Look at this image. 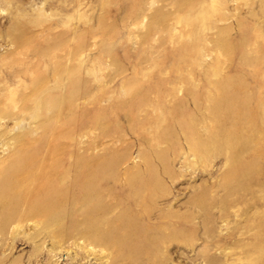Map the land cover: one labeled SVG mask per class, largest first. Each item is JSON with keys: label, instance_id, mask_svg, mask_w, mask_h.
<instances>
[{"label": "rangeland", "instance_id": "374dc122", "mask_svg": "<svg viewBox=\"0 0 264 264\" xmlns=\"http://www.w3.org/2000/svg\"><path fill=\"white\" fill-rule=\"evenodd\" d=\"M258 41L264 50V0H0V152L19 131H42L36 72L57 93L77 81L63 157L110 162L98 183L105 218L128 211L142 235L135 261L74 238L51 257L32 222L11 223L0 227V264H258L264 155L258 172L233 176L232 155L246 153L226 146L236 127L212 108L221 79L251 115L264 111ZM135 174L150 185L144 200Z\"/></svg>", "mask_w": 264, "mask_h": 264}, {"label": "bare ground", "instance_id": "6f19581e", "mask_svg": "<svg viewBox=\"0 0 264 264\" xmlns=\"http://www.w3.org/2000/svg\"><path fill=\"white\" fill-rule=\"evenodd\" d=\"M261 45L260 43L256 46V54L258 58L263 59L264 50ZM224 46L228 47L226 42ZM26 70L25 68V73ZM32 72L35 73V71ZM61 72L65 71L61 69ZM43 82H45L43 74L39 71L35 73L29 83L33 87L34 93L27 86L30 89V94L33 93L34 106L31 105L33 107L31 117L38 118V120L43 119L42 123L39 122L42 128L41 133L38 131L40 134L36 133L38 136H34L33 126L32 130L19 131L11 142L2 141V151L0 152V227L5 229L6 225L11 223H16L18 227L26 222H32L33 227L37 228L36 234L34 233L37 237L43 235V237L49 238L52 245L49 251L51 257L56 255L54 252L57 250L58 244L61 246V242L74 238L75 241L81 243L82 248L89 247L88 250H92L90 252H93L95 247H100L99 251L107 250V252L109 251L107 255L117 252L127 262L138 260L142 254V246L139 247L142 235L132 214H129L128 211L117 213L118 215L113 218L115 219L113 221L105 218V215L110 213L111 205L104 201L98 183L101 178L107 175L110 162L102 158L103 160L91 164L80 154L74 163H70L63 157V138L66 137V125L72 120L71 112L75 99L72 98L76 95V91L80 90L77 81L66 87V92L63 94L61 91L59 94L56 90L49 89L48 86L42 88L41 83ZM229 86L230 82L221 79L215 84L217 95L214 98H218L219 102L217 105L213 104L212 108L220 120L227 117L233 120L237 132L234 137H225L224 141L226 146L232 150L238 147L244 149L246 154L243 158L234 153L231 161L234 167L233 176L245 179L258 172L257 170L261 167L259 161L260 157L264 155V111L260 107L258 117L255 113L256 116L251 115L247 110L252 107L251 103H249L250 107H247L248 103L239 100L235 91L232 90L234 95L229 92ZM16 94V89H11L7 93L5 101L8 105L15 102ZM26 94L20 95L24 97ZM222 105H225L223 109ZM23 107L26 110L24 104ZM2 110L0 109L1 112ZM30 111L31 109L26 110L27 113ZM47 112L53 114L46 115ZM58 121L62 123L58 124ZM131 180L138 181V193L140 192V197L144 200L143 191L146 190L145 187H150L149 183L139 181L141 179L138 174L133 175ZM262 222L264 225V221ZM143 240L147 243L150 242L148 236ZM261 242L263 245L259 244L257 247L258 264H264V243ZM148 252L146 253L149 254L150 252ZM149 262L150 259L146 263Z\"/></svg>", "mask_w": 264, "mask_h": 264}]
</instances>
